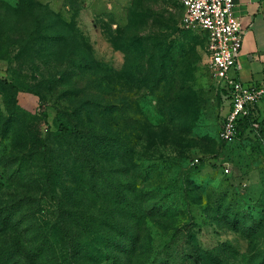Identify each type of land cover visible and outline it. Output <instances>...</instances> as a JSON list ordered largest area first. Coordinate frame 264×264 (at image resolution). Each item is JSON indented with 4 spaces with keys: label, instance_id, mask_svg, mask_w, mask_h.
<instances>
[{
    "label": "rangeland",
    "instance_id": "374dc122",
    "mask_svg": "<svg viewBox=\"0 0 264 264\" xmlns=\"http://www.w3.org/2000/svg\"><path fill=\"white\" fill-rule=\"evenodd\" d=\"M34 1L42 8L40 15H48L52 22L74 24L83 44L73 56V69L60 57L56 56L60 62L46 58L38 38L16 52L17 19L11 9L19 0H0V223L26 222V206L40 201H26V176L38 180L47 169L39 154L29 157L26 143L35 136L47 137L49 152L61 151L57 157L64 159L70 141H60L58 128L76 126L77 106L82 101L117 105L120 113L102 119L108 132L103 145L98 136L100 117L98 121L91 117L96 121V128L90 124L92 181L85 186L89 194L78 200L89 201L95 211L103 207L109 211L106 219L123 223L139 221L142 204L151 206L158 216L155 222L168 225L166 230H152L153 264H162L166 256L174 257L169 264H190L185 258L187 232L197 240L202 264H264V109L245 112L232 142L219 139L229 111L227 100L211 78L206 35L184 27L179 0ZM134 36L148 44L161 40L171 49L167 76H161L149 51L141 48L136 54L131 46ZM91 62L108 71L104 91L94 86L90 69L78 70ZM16 82L25 89L41 86V95L38 89L14 93ZM181 83L182 90L177 85ZM178 93L185 98L179 106L169 105L179 118L171 126L192 123L193 129L189 136L172 139L171 126L163 130L166 121L159 105ZM107 112L112 114V108ZM14 128L20 133L13 135ZM150 129L157 135L168 133L166 141L142 135ZM116 130L123 133L119 140ZM226 168L228 174L223 173ZM53 172L66 175L67 169L61 164ZM131 187L138 190L133 198L127 192ZM40 208L43 214L33 218L48 219L50 203ZM126 208L132 209L131 218L123 213Z\"/></svg>",
    "mask_w": 264,
    "mask_h": 264
},
{
    "label": "trees",
    "instance_id": "16d2710c",
    "mask_svg": "<svg viewBox=\"0 0 264 264\" xmlns=\"http://www.w3.org/2000/svg\"><path fill=\"white\" fill-rule=\"evenodd\" d=\"M41 9V6L34 0H19V5L11 9L12 14L17 19L13 25L15 39L13 44H18L16 52H23L25 50L23 45L29 39L38 38V42L41 43V49L39 50L44 52L47 56L46 58L60 62L61 60H58L56 56L60 57L63 62H68L69 69H73L75 63L73 56L77 55L81 44H83L80 42L82 35L79 34L74 24L52 22L48 15H40ZM19 17L22 18L19 19ZM66 31H70V33ZM132 40L133 44L131 46L136 54L141 48L147 52L149 51L150 60L152 61L155 58L161 76H167L165 74L168 64L167 57L171 56L169 54L171 49L162 44L161 40L157 44H148L141 37L137 38L135 36ZM39 50L36 51L39 52ZM172 59L174 60L173 57ZM173 60L171 65L175 69L177 65ZM78 67H80L78 70L80 69L82 72L90 69L89 72L93 78L94 86L104 91V87L107 86L106 78L109 77L108 71L104 66L91 62L90 64H84V66L81 64ZM54 82L55 80H53ZM177 85L180 86V90L183 89L182 83ZM35 87L38 88L29 86V89H25V87H20L19 83L17 84L16 82L11 90L16 93L19 90L33 91V89H38V94L41 95V86ZM184 98L183 94L178 93L173 98L168 99L167 102L160 103L159 111L166 121L164 131L179 119L174 118L169 105L179 106ZM116 106L109 105L104 107L98 104L94 105L90 101H82L77 106L73 112L76 115V126L69 129L60 125L58 128L57 136L61 138L60 141H70L67 143H69L68 147L71 150L64 153V159L63 157H57L61 151L59 153L49 152V148L45 143V138L47 137L41 139L40 135L35 136V140L26 143L24 148L26 147L29 150V157L39 154L38 159L46 167L47 173L44 176L37 177L36 179L38 180H30L28 179L30 177L26 176V201L29 202L34 200V198L40 200L37 206H32L31 204L26 206V216L28 217L26 222L13 223L5 221L0 223V264L154 263L152 230H166L168 225L162 221L155 222V218H158V216H155L151 206L142 204L139 221L127 220L123 223L122 220L111 221L106 219L105 217L108 216L107 213L109 211H105L103 207H100L99 211H95L89 201V204H83L78 200V198L81 200L85 199L86 195L89 194L88 190L85 191V186H90L89 182L92 181L93 165L91 164L90 155L92 128L90 129V124L93 123V127H95L98 116L100 117L98 136L100 144L103 145L102 142L108 132L106 127L102 125V119H104V115L110 119L112 115L120 113L119 108ZM108 107L112 108V114H108ZM91 117H94L96 121L92 122ZM171 129L172 139L177 136L186 137L189 136L193 125L192 123H186L183 128L176 125L171 126ZM116 131V139L119 140L123 133L120 130ZM17 133H20V131L18 128H14L13 135H17ZM161 134L163 132L157 135L151 129L150 132L142 131V135L164 143L168 133L164 136ZM122 142L123 140L121 145ZM41 148H44V152ZM61 164H64L67 169L66 175L56 172L51 173V169L54 167L59 168ZM192 165L194 164L192 163ZM128 185L132 186V184ZM136 191L138 190L131 187L127 192L133 198L132 195ZM75 200L78 202H75ZM47 203H50L52 209L46 213L50 217L48 219H34L33 217L40 216V213L43 214L44 212L40 205H47ZM76 205L79 207L75 208ZM11 209L10 207L6 210V215L9 217L12 215ZM131 212V208H126L123 211L124 214L130 215L129 218L133 216ZM95 215L102 218H90ZM162 218L164 217H160V219ZM9 229L14 230V233L8 231ZM186 235V247L188 248L185 254L186 260L190 264H202L203 253L195 236L190 232H187ZM6 248L9 250L3 253ZM173 260L174 257L166 256L163 258L162 264H169Z\"/></svg>",
    "mask_w": 264,
    "mask_h": 264
},
{
    "label": "built area",
    "instance_id": "2783aa9c",
    "mask_svg": "<svg viewBox=\"0 0 264 264\" xmlns=\"http://www.w3.org/2000/svg\"><path fill=\"white\" fill-rule=\"evenodd\" d=\"M179 4L184 11V27L206 35L211 78L229 105L221 122L219 139L230 143L236 138L238 124L247 109L264 101V77L257 86H247L230 76L237 69L242 42L241 28L232 15L233 0H179ZM223 173L228 174L229 170L226 168Z\"/></svg>",
    "mask_w": 264,
    "mask_h": 264
},
{
    "label": "crops",
    "instance_id": "0c3cea01",
    "mask_svg": "<svg viewBox=\"0 0 264 264\" xmlns=\"http://www.w3.org/2000/svg\"><path fill=\"white\" fill-rule=\"evenodd\" d=\"M232 15L238 20L242 42L237 69L230 76L243 85L257 86L264 77V0H233ZM264 109V101L248 110ZM226 110H229L226 102Z\"/></svg>",
    "mask_w": 264,
    "mask_h": 264
}]
</instances>
